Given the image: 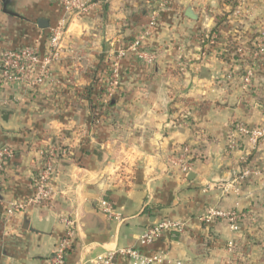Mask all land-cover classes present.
<instances>
[{
    "label": "crops",
    "instance_id": "1",
    "mask_svg": "<svg viewBox=\"0 0 264 264\" xmlns=\"http://www.w3.org/2000/svg\"><path fill=\"white\" fill-rule=\"evenodd\" d=\"M172 1L174 8L169 0H105L69 19L61 57L42 83L25 88L0 73V147L14 148L0 173V264H50L67 215L77 237L66 264H93L104 251H117L116 264H131L118 252L129 247L165 256L154 264H264V139L253 147L240 137L239 146L228 150L233 122L264 126V62L260 68L253 58L251 84L244 88L242 76L232 75L217 56L221 47L202 42L214 24L206 8L216 9L220 1ZM261 3L252 6L257 15L251 25L259 29ZM142 12L148 20L133 32L130 25ZM154 13L156 25L141 48L155 52V61L126 49L116 92L107 98L113 57ZM62 16L60 0H0V53L29 47L45 55L50 30ZM98 68L107 71L102 84L93 82ZM88 87L103 114L83 98ZM114 96L118 103L110 111ZM58 146L71 154L57 159L54 196L8 216L11 202L33 196L45 154ZM184 146L197 156L188 175L169 159ZM253 151V166L242 168ZM246 169L250 175L241 178ZM236 179L240 195L231 189ZM103 199L122 220L102 210ZM236 201L248 214L239 230L224 220H200L208 207L230 209ZM165 218L184 227L141 243L143 231Z\"/></svg>",
    "mask_w": 264,
    "mask_h": 264
},
{
    "label": "built area",
    "instance_id": "2",
    "mask_svg": "<svg viewBox=\"0 0 264 264\" xmlns=\"http://www.w3.org/2000/svg\"><path fill=\"white\" fill-rule=\"evenodd\" d=\"M105 0H60L63 16L59 19L56 26L51 28L49 33V47L46 54L41 56L35 48L21 47L15 49H6L0 53V73L1 78L5 82H13L14 84L30 88L35 84L42 83L50 73V65L53 60L61 57L63 46L62 39L67 31L69 19L72 16H82L88 14L95 6ZM147 24L146 28L126 47L120 49L112 59L111 68L105 81L106 97L110 98L114 95L117 83L120 78L121 59L126 54V49L135 52L139 58L146 62H153L156 59V53L146 49H142L143 39L151 33L152 28L156 25V13ZM256 49L254 57L259 58L264 55V33L256 41ZM254 73L253 67L246 69L245 75L242 77L243 87L246 88L251 84ZM244 135L251 146L256 147L261 140L264 139V126L250 127L240 122H233L228 133V150L233 151L239 146V139ZM190 146H184L179 154L172 155L169 159L171 163L177 165L181 172L188 175L191 170L190 162ZM14 154V148L10 146L0 147V173L3 170L5 161ZM69 155L71 150L64 146H58L51 149L45 154L39 173L35 179V192L33 196L27 200H16L9 204L6 214L12 216L17 211L25 210L29 205H41L51 199L55 194L54 177L56 175V162L59 155ZM251 170L246 169L242 172L241 178L249 176ZM236 179L232 184V190L236 195H240L239 183ZM239 201L230 209L218 206L208 207L201 215L200 220L205 223H213L217 220H224L232 230H239L242 219L247 217V213L239 207ZM102 210L109 216L118 220H122L120 213L115 211L111 203L103 199L100 202ZM65 231L61 239L55 246L54 253L50 258V264H66V257L73 249L77 237L75 220L72 215H67L63 219ZM184 223L180 220L161 219L153 223L141 234L139 240L141 243H150L164 232L171 229H182ZM232 247L233 243L230 242ZM131 259V264H154L163 261L165 256L161 254L147 255L141 253L135 247H129L118 250ZM117 251H104L92 258L93 264H116ZM169 264H181V262H173L166 260Z\"/></svg>",
    "mask_w": 264,
    "mask_h": 264
},
{
    "label": "trees",
    "instance_id": "3",
    "mask_svg": "<svg viewBox=\"0 0 264 264\" xmlns=\"http://www.w3.org/2000/svg\"><path fill=\"white\" fill-rule=\"evenodd\" d=\"M174 1L169 0L168 5L169 7L174 8L175 5L173 3ZM238 3V0H225V5L230 6V10H234L236 5ZM229 14L225 12H218L214 16V24L209 32V38L204 39L202 42L204 44H209L210 48L214 47H221L216 50L217 56L224 60L226 63H228L232 70L230 73L235 74L238 73L239 76H244L246 73L247 66L253 67L258 64V66L261 68L264 62V55H260L258 58L259 60L256 61L254 65V52L256 49V41L259 38L260 30L257 26H251L248 27L244 33L239 36L238 34L230 33L228 32L229 28H231V20L228 18ZM138 17V16H137ZM146 19V20H145ZM147 14L145 12H142L141 15L132 21V24L130 27L133 29V32L138 31L137 28L140 25H143L145 22H147ZM216 33L218 34L217 37L214 38V40H210V37H212V34ZM205 34H201V37H203ZM225 37L226 42L224 44L221 43V37ZM135 36L130 35L129 37L124 39V43L128 45V43L132 42ZM245 41V42H243ZM221 44V45H220ZM103 59V57L101 58ZM258 67V68H259ZM259 71V69H258ZM107 71H102L100 73L99 68L94 71V83H103V75H105ZM92 89L91 87H88L85 89V92L83 93V98L89 100L92 109L94 110L96 115L103 114V111H100L93 102L92 96ZM101 95V94H100ZM117 96H114L108 103V109L111 111L114 110L117 105ZM198 134L203 135V133L198 131ZM241 138H245V136L242 134ZM240 141V140H239ZM253 155L254 151L247 156L245 160L241 162L242 168L246 167H252L253 165ZM63 155H59L58 159L62 158ZM197 156L194 154V150L192 149L190 152V162L193 161ZM240 175V174H239ZM247 183V182H246Z\"/></svg>",
    "mask_w": 264,
    "mask_h": 264
},
{
    "label": "rangeland",
    "instance_id": "4",
    "mask_svg": "<svg viewBox=\"0 0 264 264\" xmlns=\"http://www.w3.org/2000/svg\"><path fill=\"white\" fill-rule=\"evenodd\" d=\"M219 1L220 2H219L218 8H216V9L206 8L207 12H209L211 15H213V17L218 12H225V13L229 14L228 18H229V20H231L232 25H231V28H229L228 32H230L232 34L236 33L239 36H241L244 33V31L248 27H251L253 25V23L255 22V20H252V19L257 15V13L255 11V8H252L253 3L254 2H256V3L262 2L261 4L264 3V0H238V3L236 5L235 9L230 10V6L225 5V0H219ZM146 26H145V28H146ZM261 27H263V28H261ZM261 27H260L261 29H259V30L261 32L260 35L262 36V34L264 33V25L262 24ZM209 32L203 36L204 39L209 38ZM217 36H218V34L213 33L212 37H210V40H214V38ZM224 38L225 37H223V38L221 37V43L222 44H224L226 42V39H224ZM222 40H224V42H222ZM243 42H245V41H243ZM208 46H209V44H208Z\"/></svg>",
    "mask_w": 264,
    "mask_h": 264
},
{
    "label": "water",
    "instance_id": "5",
    "mask_svg": "<svg viewBox=\"0 0 264 264\" xmlns=\"http://www.w3.org/2000/svg\"><path fill=\"white\" fill-rule=\"evenodd\" d=\"M188 15H189V16H192V14H191V13H188Z\"/></svg>",
    "mask_w": 264,
    "mask_h": 264
}]
</instances>
